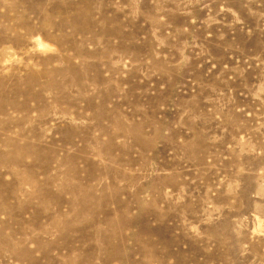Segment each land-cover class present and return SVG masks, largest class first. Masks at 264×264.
I'll use <instances>...</instances> for the list:
<instances>
[{"label":"rangeland","instance_id":"1","mask_svg":"<svg viewBox=\"0 0 264 264\" xmlns=\"http://www.w3.org/2000/svg\"><path fill=\"white\" fill-rule=\"evenodd\" d=\"M0 264H264V0H0Z\"/></svg>","mask_w":264,"mask_h":264}]
</instances>
